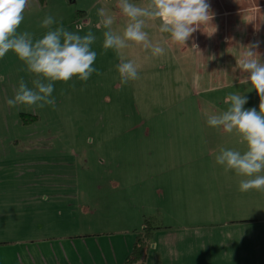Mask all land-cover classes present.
<instances>
[{
    "label": "crops",
    "instance_id": "1",
    "mask_svg": "<svg viewBox=\"0 0 264 264\" xmlns=\"http://www.w3.org/2000/svg\"><path fill=\"white\" fill-rule=\"evenodd\" d=\"M36 1L38 15H51L56 21L74 18L64 27L75 25L76 28L78 26L75 31L84 34L91 30L96 36L92 48L97 53L94 61L97 71L91 74V78L96 77L97 85L99 76L100 80L104 79L101 65L105 62L118 73L116 65L122 59L134 60L135 55H143V68L148 73L146 78L155 81L158 89L160 86L159 91L168 94L169 82L187 84V98L208 100V108L202 107L198 101L197 111L205 116L206 112L219 113L227 109L228 106L221 108L212 102L218 95L224 99L233 92L245 97L251 92L255 95L256 90L247 81L248 73L237 67L236 59L243 56L246 47L254 45V52L264 62V0H208L215 31L209 35L202 27L197 28L185 44L172 42L166 33L160 34L159 21H148L145 30L150 39L154 42L162 39L167 47V53L160 57L151 56L150 49L138 44L134 48L129 44L119 54L103 48L105 28L100 23L102 18L97 15L98 4L114 17L112 30L122 34V21L127 23L128 18L120 12L118 0H103L104 5L102 2H90L87 9L84 6L68 17L62 10H52L49 0L45 5ZM60 1L62 5H67ZM106 1L109 3L106 4ZM146 3L147 0L137 2L140 6ZM24 23L21 22L19 31H26ZM40 24L38 22L36 26ZM204 30L211 32L213 27L206 26ZM10 54L19 60L11 51L4 59ZM158 63L165 67L164 75L155 73ZM142 70L140 68L141 73ZM110 71L114 72L112 68ZM132 81L129 80L128 84L134 83ZM56 85L57 82L54 90ZM128 91V97L132 95L131 99L135 100V90ZM165 93H156L155 97H164ZM137 130L142 132L141 139L145 145L140 147L136 156L112 159L113 164L128 163V172L112 173L113 181H108L109 186H98L99 190L109 187L113 191L121 190L119 193L130 192L127 204L130 211L127 215L107 222L118 228L117 232L91 233L89 229L83 232L82 216L89 218L96 214L89 210L86 202L82 204L71 197L67 206L70 209L67 226H77L78 230L64 237H40L39 231L25 230L23 214L19 212V207L24 206V195L30 190L21 186H3L0 187V264H124L142 227L147 225L153 230L144 264H250V260H256L255 264H264V190L239 191L242 177L232 170L226 171L215 162L220 147L244 149L238 134L212 128L207 125L206 118L203 122L140 123L129 128L131 132ZM31 147L34 151L35 147ZM37 158L43 165L33 160L35 164L29 171L34 179L30 187L37 196L33 202L40 199V195L42 200H46L44 192L57 188L54 186L56 179L71 174L70 167L58 171L51 155ZM18 168L20 171L17 170V173L24 174V168ZM58 173H63V176H57ZM119 179L129 182L122 186ZM201 180H204L203 185ZM53 194L58 196L57 191ZM134 205L143 211L144 225L139 218L140 209L131 215V206ZM39 207L40 203L34 204V219L40 217ZM166 207H170L171 211L168 212ZM156 213L166 217V222L174 221L176 230L161 234L165 228L154 229L156 227H152L146 218L152 219ZM87 226H92L91 222ZM97 237L106 241L89 243L90 239ZM104 237H110V240ZM59 246L63 250L57 251ZM94 249L102 251L103 255L91 261Z\"/></svg>",
    "mask_w": 264,
    "mask_h": 264
},
{
    "label": "rangeland",
    "instance_id": "2",
    "mask_svg": "<svg viewBox=\"0 0 264 264\" xmlns=\"http://www.w3.org/2000/svg\"><path fill=\"white\" fill-rule=\"evenodd\" d=\"M63 1L67 3L66 6L62 5L59 0H49V3L52 10H62L67 17L76 14V11L81 10L84 6L87 9V4L90 2L103 3V0ZM107 3L109 2L106 1ZM98 6L100 8L99 4ZM38 12L37 1L29 0L23 13V22L25 21L26 31L30 32L33 38H40L49 27L57 26V24L48 27H44L42 24L36 26L46 16L38 15ZM57 21L65 26L74 21V18L72 20L62 18ZM125 26L126 22L122 21L120 27L122 32ZM77 28L75 25L67 27L71 31H75ZM130 44L133 48L135 47V43ZM125 53L128 54V50ZM108 55L106 52V56ZM0 60H4L0 61V187L21 186L30 190L24 195V206L23 208L19 207V212L23 214L25 230L39 231L40 237L43 235L64 237L78 230L77 226H67L70 213L67 206L71 197L82 204L86 202L89 210L96 214L89 218L82 216L84 225L81 230L83 229V232L88 229L91 233L117 232L118 228L107 224V222H114L127 215L130 211L127 206L130 192L119 193L121 190L113 191L109 187L99 190L98 186H109L108 181H113L112 173L128 172V163L113 164V157L119 160L134 158L140 147L145 145L141 139L142 132L139 130L131 132L129 128L140 123L203 122L206 116L197 111L198 101L201 102L202 107H209L207 99L187 98L188 86L185 83L169 82L168 94L159 91L160 86L158 89V84H155V81L146 78L148 73L143 68V55L134 56L139 68L138 77L132 81L134 82L132 84L122 83L116 69L105 62L103 65L99 64L103 68L104 79L100 80L99 76L98 85L96 77L91 78L93 76H90L87 81L78 79H73L71 82L57 81L56 90L52 93V96L55 97L53 105H45L42 108L21 105L10 107L6 101L15 95L21 78L31 87L34 77L27 71L26 65L13 58L12 54L8 55L6 59ZM110 68L114 72L110 71ZM140 68L143 69L142 73ZM155 69V73L158 75L165 74L166 69L161 63L156 64ZM145 87L147 89L144 92ZM132 88L135 90V100L131 99L132 95L130 98L128 97V90H132ZM156 93H165L166 95L155 97ZM251 93L247 96V103L244 107L259 109L260 97L257 92L255 95ZM212 102L217 107L228 106L225 99L219 95L216 100L212 99ZM22 114L26 115L25 118L27 122L29 121L26 125L20 119ZM31 145L35 147L34 151H31ZM44 155L54 157L58 171H65L70 167L71 174L56 179L54 186L57 188L44 192L46 200H42V195H40V199L33 202L37 196H34L33 187H30L33 186L34 179L29 171L33 169V164L36 162L43 165L37 157ZM33 160H36L35 163ZM18 167L24 168V174L17 173V170L20 171ZM58 175L63 176V173H58ZM118 181L122 186L129 182L124 179ZM201 182L203 185L204 180ZM56 191L58 196L53 194ZM124 200L126 201L124 202ZM38 203H40L38 210L40 217L34 219V204ZM139 209V206H131V215L138 213ZM166 209L168 212L171 211L170 207H166ZM154 215L156 218L146 219H149L152 227H156L154 228L156 230L165 228L161 234L176 230L177 224L174 221L167 220L166 222V217L157 215V213ZM139 218L142 222L144 221V225L145 217L141 209ZM89 222L92 224L90 227L87 226ZM138 229L140 228L138 227ZM145 229L142 227V235ZM104 238L110 240V237ZM90 240L89 243H95L97 240L106 241L98 237ZM58 250H63L62 246L57 247ZM91 254L93 256L91 261H94L100 258L103 252L94 249ZM255 262L256 260H250V264H255Z\"/></svg>",
    "mask_w": 264,
    "mask_h": 264
},
{
    "label": "clouds",
    "instance_id": "3",
    "mask_svg": "<svg viewBox=\"0 0 264 264\" xmlns=\"http://www.w3.org/2000/svg\"><path fill=\"white\" fill-rule=\"evenodd\" d=\"M28 3L29 0H0V59L11 51L34 77L31 87L21 78L15 95L6 103L10 107L42 108L54 104L55 82H68L72 78L87 81L97 71L94 67L97 53L92 48L96 36L91 30L84 34L68 30L53 16L46 15L41 21L42 26H57L49 27L40 38L34 39L30 32L19 31ZM118 7L128 18L122 34L112 30L114 17L104 7L97 9V15L102 18L100 23L105 28L102 46L117 54L130 43L150 49L153 57L167 53L162 39L155 42L150 39L145 30L148 21H159L158 32L168 34L172 42L181 44H185L197 28L202 27L209 35L215 31L208 0H147L145 6L133 0H118ZM206 26H212L213 31H205ZM254 47H246L243 56L236 61L237 67L248 73L247 81L260 97L259 110L245 108L247 97L233 92L225 97L226 110L206 112L208 126L225 133L235 132L244 143L243 150L220 147L215 155L218 165L242 177L239 182L241 192L264 190V62L254 52ZM116 68L122 83L138 77L139 64L134 60L122 59Z\"/></svg>",
    "mask_w": 264,
    "mask_h": 264
},
{
    "label": "trees",
    "instance_id": "4",
    "mask_svg": "<svg viewBox=\"0 0 264 264\" xmlns=\"http://www.w3.org/2000/svg\"><path fill=\"white\" fill-rule=\"evenodd\" d=\"M41 5H45L46 0H38ZM134 1H142V0H134ZM26 115H21V119L24 124H27V119L25 118ZM147 225V222H146ZM152 228L151 226L147 225L146 229L144 230V234H140L136 238V242L132 249V252L124 262V264H144L146 255L149 249L150 240L152 237Z\"/></svg>",
    "mask_w": 264,
    "mask_h": 264
}]
</instances>
